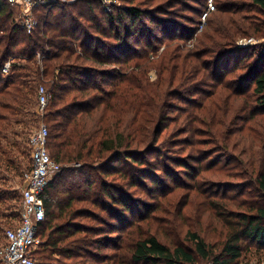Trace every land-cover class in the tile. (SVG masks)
I'll use <instances>...</instances> for the list:
<instances>
[{
	"label": "trees",
	"instance_id": "obj_1",
	"mask_svg": "<svg viewBox=\"0 0 264 264\" xmlns=\"http://www.w3.org/2000/svg\"><path fill=\"white\" fill-rule=\"evenodd\" d=\"M119 1L125 5L111 11L100 0L37 8V25L27 34L21 17L16 21L19 8L0 0V240L20 214L19 190L7 186L8 174L22 175L30 168V160L24 163L31 153L28 139L19 145L17 139L30 136L40 121L48 130V153L61 166L42 196L45 218L37 225L42 245L33 254L40 264H238L243 244L264 249V139L239 145L241 162L221 166L209 159L211 150L195 155L198 146L218 140H195L204 135L203 118L214 115L216 101L211 97L203 113L172 102L202 109L208 99L204 87L219 77L221 59L233 51L229 41L240 33L264 38V19L255 21L221 7L215 20L229 29L209 22L194 53L172 57L198 27L186 32L162 18L169 15L170 0H139L148 9L133 5L135 0ZM249 2L264 17V0ZM147 23L169 41L160 55L152 45L159 41ZM257 57L253 66H243L246 73L237 83L248 86L237 93L252 99L255 111L264 114V52ZM7 62L10 69L3 74ZM150 71L157 74L154 82L148 79ZM39 86L48 97L42 114L37 113ZM170 109L178 111L176 117ZM171 122L175 129L162 143L184 156L162 154L153 164L150 155L157 153ZM2 171L7 176L1 177ZM180 187L181 195L172 193ZM138 189L151 202L135 198ZM192 194L203 199L202 214L210 220L207 231L188 224L181 239L179 223L159 225L147 213L155 210L158 199L174 209L183 198L179 218ZM94 241L97 250L112 253L96 254Z\"/></svg>",
	"mask_w": 264,
	"mask_h": 264
},
{
	"label": "rangeland",
	"instance_id": "obj_2",
	"mask_svg": "<svg viewBox=\"0 0 264 264\" xmlns=\"http://www.w3.org/2000/svg\"><path fill=\"white\" fill-rule=\"evenodd\" d=\"M114 1L115 2H112V0H110V4L107 5L110 11L114 8H119L121 5H125L119 0ZM138 2L139 0H135L132 4L140 9H148L149 6L140 4L138 5ZM170 2L172 3L170 5V8L168 9L169 15H162V18H169L171 21L173 20V22L179 24L181 28H184L186 32H188L189 28L193 26H195L196 28L198 27L197 33H195L191 39L186 40L187 43L180 44L179 46L181 48L178 52H174L172 54V57L183 56L186 52L194 53L195 47L201 41L203 32L207 29L209 22H212L220 30L224 29L225 32L229 29L225 22L223 26L222 23L217 22L215 20V15L218 13L219 8L221 7H226L231 12H233V10H238L240 12L239 16L247 15L248 17L254 18L255 21L264 19V17H262L259 11L251 6L249 0H170ZM206 15L207 17L205 18ZM222 16H226L227 18L229 15ZM19 17H21L20 13L18 16H16V21H19ZM147 26H150L159 41L158 43H155V41H153L152 45L156 47L155 53L157 55H160L163 51H165L166 45L169 43V41H163L164 37L162 36V34L159 33V31H157L154 27H151L149 23H147ZM229 42L230 45H232L230 48H233V51L229 52L227 56L221 59L218 65L220 72L219 77L217 79H211L210 81H208V85L204 87V94L208 95V99L204 101L205 104L202 106V109H193L196 108V106L199 104L189 105L181 103L180 105H178L176 103L177 99L172 102L173 106H181L184 108L192 109L188 110V112L203 113V109L206 107L205 105L211 97L213 100L216 101L214 102L215 107L213 108L214 115H205L203 118L202 122L204 125H201L200 128L202 129L204 135L201 137H195V140H198L199 138V140H202L201 142H211V137H218V140L215 141L213 145H206L200 147L198 146L196 148L197 153H195V155L203 156L205 155V152L211 150L210 152L213 153L210 154L211 158L209 159H212L213 161H220L219 164L221 166L226 163H228L230 166H235L237 163L241 162L240 160H242L243 158H241V146L239 145L243 144L244 146H246L255 139H257L256 143H260L262 139H264V114H260L259 112L255 111L258 110V108H256V104L254 101H252V99L248 98L246 95L237 93L239 91L246 90L248 86L237 83V80L241 76H244L246 73V71L242 69L243 66L245 64H250L249 66H253L255 60H257L258 58L257 53L260 51L264 52V38L246 37L243 33H240L237 34V36ZM141 45H144V43L139 44V46ZM141 50L142 49L140 48L137 54L141 53ZM220 50L221 49H219L218 51ZM202 58L203 59L201 60L206 61L207 55ZM178 59L179 58L174 59V63L177 64ZM156 75L157 74L155 71H150L148 73L149 81L154 82L157 79ZM209 109L210 108H208V110ZM252 111L255 114H251L250 112ZM170 112V116L176 117V114H178V111H175L174 109H170ZM217 123L227 125H225V127L217 126L218 130H214L212 127L214 125H217ZM39 124L40 121L37 123L36 127ZM209 124L211 125L210 127L208 126ZM174 129V123L171 122L167 126V128L162 132L158 142V146L156 147L157 153L150 155V157L152 158L151 162L153 164L156 163L155 160L158 159L162 154L169 158H178V156H184L183 153H180V151L176 150L174 147L170 145L164 147L165 143H162L165 138L170 134V131ZM34 130H32V132ZM28 138L29 136H26V134L21 135V137L17 139L18 145L22 144L21 142H24ZM183 138L188 139V137L185 136H183ZM226 139H229V145L227 147H223L225 145ZM24 145H26V143H23V145L20 146L23 147ZM26 146L29 150L28 144ZM190 149L191 148L188 147L187 151H189ZM29 160L30 158L27 157L24 163L29 162ZM160 161L161 160H157V163L160 164ZM258 170L261 169L258 168ZM161 174L162 173L159 172V175ZM8 175L9 181H7V186H17L16 188H18L23 184L22 175H17L13 173H9ZM2 176H7L5 175L4 171H2L1 173V177ZM201 178H203L202 175L198 177V179ZM254 179L255 177L251 179V184L254 182ZM234 182L239 181L235 180ZM148 186H151V184H148ZM238 186L241 187V185H237L236 188H238ZM183 192V188L180 187L172 193L181 195ZM235 192L236 191H233L229 194H234ZM135 198L141 199L147 203L151 202L142 189H138L135 192ZM202 201L203 199H200V196L195 194L190 195L188 205H186L182 209L183 211L179 218H177V213L185 205L183 198L177 202L174 209L173 207L169 208L165 204V199H158L157 201H155V203H153V205L151 204L152 209L154 210L155 208V210L153 212L148 211L147 213L150 212L151 216L153 215V217H155L156 222L159 223V225H162L165 222L172 220L176 221V223H179L180 226L178 227V230L182 229V239V237L185 235V231L188 228V224H195L197 226L194 228L199 230L202 227V231H207L206 224L209 223L210 220L207 218L208 216L206 214H202ZM143 204L144 202L138 205L137 208H139V211L140 208H143ZM151 205H149V210L151 209ZM199 209L200 211L197 213ZM212 236L214 237L215 234H212ZM96 238L94 240H96ZM4 242L5 240L2 238L0 240V247L3 245ZM182 242L184 245L188 244L186 239H184ZM96 246L97 243L96 241H94V247L92 251L96 254H105V252H108V254L112 253L111 251H105L104 249L97 250ZM243 246L245 247V250L238 264H264V249L258 250L254 245L246 243L243 244ZM111 248L112 247H110L109 250H111ZM37 257L35 258V260L37 264H40L39 259ZM69 262L71 261H67V263ZM97 264L101 263L98 262ZM197 264L207 263L199 261Z\"/></svg>",
	"mask_w": 264,
	"mask_h": 264
},
{
	"label": "built area",
	"instance_id": "obj_3",
	"mask_svg": "<svg viewBox=\"0 0 264 264\" xmlns=\"http://www.w3.org/2000/svg\"><path fill=\"white\" fill-rule=\"evenodd\" d=\"M10 6L19 8L21 22L27 34L32 33L37 25L33 11L48 6L69 5L78 0H3ZM106 10L110 0H100ZM112 2H115L112 0ZM107 6V7H106ZM10 63L2 68L7 74ZM37 113H44L47 105V93L39 86ZM48 130L40 123L30 134L27 144L31 150L30 168L23 172V184L18 187L20 194V214L17 224L4 232V245L0 248V264H37L33 254L42 245L37 233L38 223L44 220L43 193L49 182L61 172V166L55 163L47 150Z\"/></svg>",
	"mask_w": 264,
	"mask_h": 264
}]
</instances>
